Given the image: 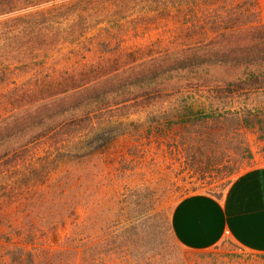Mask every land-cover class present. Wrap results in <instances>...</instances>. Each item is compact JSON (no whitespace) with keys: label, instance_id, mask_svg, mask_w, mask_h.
<instances>
[{"label":"trees","instance_id":"trees-1","mask_svg":"<svg viewBox=\"0 0 264 264\" xmlns=\"http://www.w3.org/2000/svg\"><path fill=\"white\" fill-rule=\"evenodd\" d=\"M54 1L0 0V20L9 18L0 21V89L28 73L27 55L55 30L43 8ZM221 1L169 0L168 8L182 19L201 4L226 8ZM257 8L258 0H249L250 17L226 9L211 19L212 32H224L206 45L127 67L101 64L48 77L39 90L27 80L5 93L14 109L28 107L0 123V264H187L169 215L151 214L153 192L133 188L117 198L118 182L127 177L115 166L119 135L107 127L146 112V139L155 137L157 154H166L165 144L194 179L182 180L186 192L202 194L216 168L231 178L236 170L225 167L227 160L238 166L252 158L245 132L264 133V118L249 107L252 95L264 93V26L245 27L258 22ZM46 149L51 162L40 157ZM60 159L67 168L52 178L50 165ZM157 220L165 227L158 253Z\"/></svg>","mask_w":264,"mask_h":264},{"label":"rangeland","instance_id":"rangeland-1","mask_svg":"<svg viewBox=\"0 0 264 264\" xmlns=\"http://www.w3.org/2000/svg\"><path fill=\"white\" fill-rule=\"evenodd\" d=\"M248 1L226 0V8L222 4L219 7L201 4L195 11L196 15L191 14V9L182 19L176 17L175 11L169 10V0H58L43 5L44 10L47 9L46 19L57 26L55 30L46 33L47 38L41 43L40 51L27 55L30 63L26 67L28 73L10 76V82L0 89V123L28 107L14 109L2 98L5 93L25 84L27 80L30 81L29 88L39 90V83L43 85L48 77L60 78L65 73L79 69L93 70L101 64L127 67L131 62L140 64L168 53L206 45L224 32L213 33L208 24L210 20L214 17L223 18L226 9L230 14L241 13L244 17H250V13L246 12ZM257 14L258 22L248 24L246 28L264 26V17L258 11ZM60 15L71 17L67 21H60ZM16 16L10 18L14 19ZM5 20L9 18L0 21ZM249 99V107L264 118V93L252 95ZM147 117V113L142 112L107 127L109 131L119 135L117 151L114 153L117 159L115 166L116 169L125 171L127 177L118 182L121 189L118 188L117 198L122 201L125 190L148 189L154 193L147 202L149 209L153 210L151 214L165 211L169 215L180 199L194 194L186 192L182 180L193 183L191 181L194 179L192 176L190 179L188 171L182 170L177 162L171 160L165 144L162 151L166 154H157L155 137L152 135L149 141L146 139L149 133ZM245 138L252 154L251 160H245L238 166L233 164V159L227 160L225 167L236 170L235 174L225 179L220 175L221 168L213 169L206 176L207 185L198 193L218 196L225 190L221 191L222 185L229 180L231 182L236 175L248 168L264 165V133L247 131ZM136 152L138 155L143 152L140 156L142 159L136 165L130 164L131 160L138 161L133 156ZM49 153L46 149L40 157L48 158L51 162L53 156L49 157ZM122 157L126 159L124 164L121 162ZM67 163L64 159L52 163L51 177L64 172ZM110 170L114 175L115 169L110 166ZM113 195L110 191L107 201H113ZM164 229V225L157 220L156 249L154 248L157 253L162 251L164 241L161 242V235L164 234ZM180 249L187 264H264V255L246 253L228 241L205 252Z\"/></svg>","mask_w":264,"mask_h":264},{"label":"crops","instance_id":"crops-1","mask_svg":"<svg viewBox=\"0 0 264 264\" xmlns=\"http://www.w3.org/2000/svg\"><path fill=\"white\" fill-rule=\"evenodd\" d=\"M264 17V0H258ZM177 244L187 251L205 252L228 241L238 249L264 255V165L236 175L219 197L192 194L169 213Z\"/></svg>","mask_w":264,"mask_h":264}]
</instances>
